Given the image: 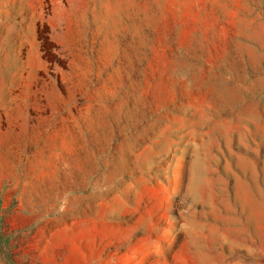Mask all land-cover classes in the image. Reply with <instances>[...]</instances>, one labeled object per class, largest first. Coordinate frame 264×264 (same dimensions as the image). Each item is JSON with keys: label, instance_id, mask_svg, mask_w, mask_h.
I'll list each match as a JSON object with an SVG mask.
<instances>
[{"label": "rangeland", "instance_id": "rangeland-1", "mask_svg": "<svg viewBox=\"0 0 264 264\" xmlns=\"http://www.w3.org/2000/svg\"><path fill=\"white\" fill-rule=\"evenodd\" d=\"M0 264H264V0H0Z\"/></svg>", "mask_w": 264, "mask_h": 264}]
</instances>
